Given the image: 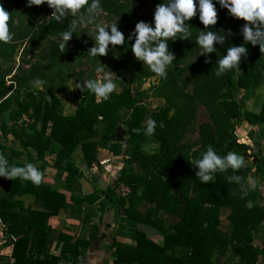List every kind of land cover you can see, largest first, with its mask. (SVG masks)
Instances as JSON below:
<instances>
[{"label": "trees", "instance_id": "1", "mask_svg": "<svg viewBox=\"0 0 264 264\" xmlns=\"http://www.w3.org/2000/svg\"><path fill=\"white\" fill-rule=\"evenodd\" d=\"M10 1L0 0V5L5 8ZM126 1L100 0L101 11L115 15L129 14L130 10L125 12L122 4ZM152 2L160 3L161 0ZM30 7V25L37 30L32 32L34 37L42 32L60 33L70 24V16L62 23L53 17L41 22L40 13L48 9L44 4ZM84 7L78 11L83 13ZM216 8L217 23L209 26L208 30L231 29L232 33H237L245 22L230 17L218 5ZM188 24L192 33L189 41H168V50L175 57L174 63H180L190 53L199 51L195 37L199 30H205V26L197 16H193ZM229 38L231 36H226V47ZM240 44H244L248 50L246 59L242 57L239 68L219 77L214 75L215 61L225 54L224 45H214L216 52L207 54L208 63H205V56L200 55L181 69H166L163 83L158 88L166 89L170 96L164 107L149 115L129 87L110 94L107 100L102 101L86 90L82 99L75 101L74 112L62 115L57 112V99L27 89L20 100L18 95L11 99L4 95V84L0 81V116L5 114L12 122L10 130L22 149L42 162L38 169L41 180L47 168L46 156L52 158L56 177L65 175L64 190L69 193L79 174V168L72 158L76 149L80 150L82 161L89 167L96 161L100 149L122 156L119 175L111 187L104 192L94 190L84 197L71 196V200L95 205L100 213L99 221L108 210H114L116 216L123 212L134 223L156 230L162 237V244L148 240L144 232L138 229L129 233L130 239L135 242L134 248L120 244L113 237L110 246L112 264H220L214 256L228 254L236 257L234 264H264V245H253L252 236L254 231L261 228L264 208L259 203L257 189L247 184L252 172H262L261 159L256 155V162L252 164L251 160L250 164L246 163L249 146L239 143L235 135L236 127L242 122L252 127L264 126V96L258 113L245 108V101L264 82V52L259 51L258 45L245 43L242 37ZM130 45L123 47L118 63L133 55ZM183 74H189L192 78L190 93L179 89L178 80ZM198 104L206 109L209 121L198 125L197 139L191 144L184 138L193 124ZM120 110L129 112L128 119L124 121V140L122 144L110 143L111 134L120 121ZM23 116L28 119L27 125L17 126ZM148 118L156 121V129L151 136L144 134V122ZM161 123L163 127H160ZM148 140L157 143V151H144L143 146ZM207 146H211L220 156L229 151L239 154L244 158L243 166L235 172L232 169L217 172L211 182L201 184L189 162L198 158ZM0 154L8 159L10 165L22 167L13 163V158L20 156L19 152L7 155L0 145ZM135 166L139 168L138 172H135ZM231 175L242 178L245 192L238 184L228 180ZM41 180L39 184H33L14 178L10 192L0 200V222L13 235L18 234L19 210L22 209L21 202L15 198L30 194L36 203L44 202V211L26 210L31 220L14 241L10 257L14 260L13 264H59L61 261L76 264L83 250L98 236V228L91 227L85 240H73L61 234V256L45 255L47 219L65 208L66 197L43 185ZM8 181L0 177V184ZM119 190L124 191L118 195ZM191 192L195 193L194 197H191ZM143 201L150 205L141 213L138 207ZM222 208L229 211L227 220L232 229L228 235L218 231ZM180 211V220L171 227H165L159 219L160 212L177 216ZM33 230H37L35 237L32 236ZM99 237L104 235L100 234Z\"/></svg>", "mask_w": 264, "mask_h": 264}, {"label": "clouds", "instance_id": "2", "mask_svg": "<svg viewBox=\"0 0 264 264\" xmlns=\"http://www.w3.org/2000/svg\"><path fill=\"white\" fill-rule=\"evenodd\" d=\"M28 6H39L46 3L53 9L51 17L58 23H62L68 16H75L78 10L84 7V12L77 19L60 31L57 44L62 52L66 49L67 42L76 33L78 27L85 24L95 27L94 44L88 49V55L99 57L106 55L109 45L119 46L132 41L131 52L142 66L147 65L149 70L157 76L166 75L167 67L175 59L172 52L168 50V41L176 39L188 40L192 36L188 21L197 16L199 22L205 26V30H199L195 37V43L200 50L199 55L216 52L214 45H224L226 36L233 35L231 29L213 31L209 26L217 23V8L227 11V14L235 19L243 20L245 23L239 29V35L245 43L258 45L259 51L264 52V0H161L155 5L151 23L143 20L138 21L125 40L124 34L118 30L117 23L109 24L107 28L97 23V14L102 10L100 0H26ZM9 14L0 5V41L8 42L13 38L6 21ZM247 48L244 44L228 46L224 55L215 61L214 75L219 77L230 70L239 68L242 57L246 59ZM96 67L97 74L103 73L100 79L90 78L75 84V88L84 92H91L96 98L107 100L115 90L116 83L112 79L113 72ZM116 76V75H115ZM117 78V77H116ZM119 79V78H117ZM120 80V79H119ZM34 88H42L43 81L39 78L31 82ZM144 134L151 136L156 129V121L148 118L145 122ZM160 127H163L161 123ZM244 158L239 154L229 151L224 156L218 155L211 146L200 153L198 158L189 163L195 170V177L201 184H208L217 172L232 169L234 172L243 166ZM0 177L8 180L19 178L39 184L41 173L31 163L24 166L10 165L8 159L0 154ZM230 182L240 186L242 192L246 189L242 178L238 175L228 177Z\"/></svg>", "mask_w": 264, "mask_h": 264}, {"label": "rangeland", "instance_id": "3", "mask_svg": "<svg viewBox=\"0 0 264 264\" xmlns=\"http://www.w3.org/2000/svg\"><path fill=\"white\" fill-rule=\"evenodd\" d=\"M122 4L125 12L130 10L129 14L119 13L115 15L100 11L97 14V23L105 28L109 24L117 23L118 30L124 34L127 41L128 34L138 21L143 20L151 23L155 5L158 3H154L152 0H128ZM30 9L31 7L27 5L26 0H11L4 8L9 14L6 23L9 31L13 34L10 41H0V81L4 84L2 91L6 97L14 99L18 95L20 100L26 89L33 90L57 99L62 112L65 115L72 114L75 110V101H80L86 92V90L82 92L75 88V84L90 78L100 79L103 73L97 74L95 69L101 64L106 67L105 72L108 70L113 72L112 79L117 86L111 94L120 92L124 87L131 88L136 99L146 108L148 115L150 112L165 106L170 93L164 88H158L163 83L162 77L154 75L147 65L142 66V62H138L133 55L124 62L118 63L123 47L131 44L132 41H127L126 45H109L104 56H89L87 52L94 44L91 38H94L95 27L85 24L83 27L77 28L76 33L67 42L65 51L62 52L58 49L57 44L59 33L50 31L33 36L32 32L37 30L34 25H30L32 19ZM81 14L83 13L78 11L75 16H70L69 23ZM233 35L228 40V46H238L240 43L239 30ZM19 36L23 37L19 38ZM227 47L224 45L225 51ZM199 54L200 50L194 51L180 63L172 61L167 69L172 71L181 69L184 65L196 60L200 56ZM37 78L43 81L40 89L34 88L31 83ZM191 82V76L183 74L178 80L179 89L190 93ZM263 94L264 82L258 85L253 95L245 101V108L247 110L256 109ZM96 99L98 101L104 100ZM125 116L126 113H123L120 118L125 119ZM207 121L209 118L206 109L203 105L198 104L193 124L184 139L191 144L194 143L197 139L198 125ZM121 125L122 120L119 122V127ZM243 127L245 133L256 140L251 143L250 150V153L255 154L258 147L264 146L261 143V139L264 138V126L251 128L245 124L241 128L238 126L240 131H244ZM247 163L250 164L249 159H247Z\"/></svg>", "mask_w": 264, "mask_h": 264}, {"label": "crops", "instance_id": "4", "mask_svg": "<svg viewBox=\"0 0 264 264\" xmlns=\"http://www.w3.org/2000/svg\"><path fill=\"white\" fill-rule=\"evenodd\" d=\"M261 97L256 109H248L251 112L258 113L261 107L262 99ZM102 101V100H99ZM57 112L59 114L65 115L62 112L60 104L58 105ZM126 113L125 119L122 120V125L117 127L111 134L110 143L122 144L124 134L123 131L126 130L124 121L128 119L129 112L125 110H120L118 112L119 116ZM1 125L0 128V145L2 146L5 154L10 155L12 152H19L20 156L13 158V163L20 164L24 166L25 164L31 163L37 169L40 168L42 162L37 161L34 156H32L28 151L23 150L19 144V140L15 138L10 130L12 122L7 118L5 114L1 115ZM146 121V120H145ZM120 122V121H119ZM28 119L23 116L22 119L17 123V126H26ZM245 124L242 122L238 126L241 128ZM238 126L235 130V135L239 143H243L249 146L248 158L249 161L259 155L261 162L260 166L262 169L261 173L252 172L247 179V184L249 187L256 188L258 194L260 195L259 203L264 208V146L258 147L255 154L250 153L251 143L255 142L247 133L240 131ZM248 127H252L248 125ZM5 129V132H3ZM197 136V135H196ZM239 136H242L239 138ZM260 142V141H259ZM261 143L264 144V138L261 139ZM157 143L152 140L143 146L144 151L152 153L157 151ZM124 148V147H123ZM146 148V149H145ZM150 149V150H147ZM73 161L79 168V174L75 180L72 187L71 193L65 192V175L61 178L56 177V170L52 167V158L50 156L45 157V163L47 165L46 170L43 173L41 183L43 185L49 186L50 188L63 193L66 197L65 208L60 210L57 215L51 216L47 219V241L44 246V254L51 255L55 257L61 256L62 243L60 241V235H68L73 240H85L88 239L90 234V228L95 226L98 228V236L92 241L91 245L83 250L81 257H79L76 264H112L113 253L111 251L112 238L115 237L116 241L123 244L129 248L135 247V242L130 239L129 233L134 229H138L146 235V238L157 245L162 244L161 235L154 229L136 224L133 220L127 218L123 212H120L116 216L114 210H108L99 221L100 213L98 212L96 206L88 205L87 203H78L71 200V196L74 198L84 197L90 195L94 190L104 192L108 187L114 184V180L119 175V171L122 166V156L113 155L107 149H100L98 151L96 161L89 167L82 161V155L79 149H76L72 154ZM247 159L246 163H247ZM249 164V163H248ZM139 168L135 166V172H138ZM12 181L9 180L7 183L0 184V200H2L11 190ZM124 191V190H123ZM122 190L118 191V195L123 193ZM191 197L195 196L194 192H191ZM22 204V209L20 212V219L18 222V234L13 235L7 231V227L0 222V264H13L14 260L10 257L13 243L25 230L26 226L31 220V217L26 210L29 211H44V202L36 203L34 197L30 194H26L22 197H16ZM150 205L149 202L143 201L139 207L138 211L143 213L146 208ZM18 211V210H17ZM229 211L222 208L220 210V225L218 231L228 235L232 229L231 224L227 220V215ZM182 211H180L177 216H171L165 212L159 213V219L163 222L165 227H171L173 224L178 222L181 218ZM116 218V220H115ZM264 221L261 224V228L253 232V245L263 246L264 245ZM100 234L104 237L100 238ZM37 235V230H33L32 236ZM215 260L220 264H234L236 257L232 254L226 256H214ZM262 260V259H259ZM264 263V260H263ZM59 264H70L65 261H61Z\"/></svg>", "mask_w": 264, "mask_h": 264}, {"label": "built area", "instance_id": "5", "mask_svg": "<svg viewBox=\"0 0 264 264\" xmlns=\"http://www.w3.org/2000/svg\"><path fill=\"white\" fill-rule=\"evenodd\" d=\"M45 8H47L48 10L45 9V12L44 13H41L39 18H40V21L43 22V21H48L51 17V13L53 12V9H50L47 4L45 3Z\"/></svg>", "mask_w": 264, "mask_h": 264}, {"label": "water", "instance_id": "6", "mask_svg": "<svg viewBox=\"0 0 264 264\" xmlns=\"http://www.w3.org/2000/svg\"><path fill=\"white\" fill-rule=\"evenodd\" d=\"M255 162V158H254V160H253V163Z\"/></svg>", "mask_w": 264, "mask_h": 264}]
</instances>
